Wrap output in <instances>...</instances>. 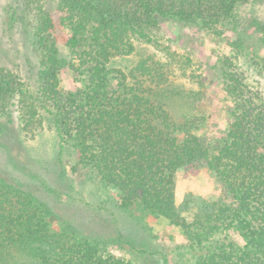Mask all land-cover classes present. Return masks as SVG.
<instances>
[{
    "label": "trees",
    "instance_id": "trees-1",
    "mask_svg": "<svg viewBox=\"0 0 264 264\" xmlns=\"http://www.w3.org/2000/svg\"><path fill=\"white\" fill-rule=\"evenodd\" d=\"M15 1L6 26L28 32L40 61L33 83L0 68V132L34 138L55 130L59 154L71 148L79 164L117 192L123 208H141L180 230L186 264H264V92L241 63L248 53L249 67L264 70L243 33L253 27L264 46V21L244 13L256 0H57L60 15L40 0ZM172 25L226 40L229 54H219L215 69L229 114L218 138L202 133L207 113L180 119L171 110L169 100L188 95L171 77L193 65L172 47ZM59 38L71 60L60 56ZM138 42L162 51L166 61L140 53L129 67L114 65L137 54ZM65 68L74 89L62 85ZM205 167L226 195L187 217L177 201L178 175ZM55 219L31 191L0 175V264L11 263L15 246L31 264H169L117 229L114 239L83 221L56 228ZM122 242L134 257L111 251Z\"/></svg>",
    "mask_w": 264,
    "mask_h": 264
},
{
    "label": "rangeland",
    "instance_id": "rangeland-1",
    "mask_svg": "<svg viewBox=\"0 0 264 264\" xmlns=\"http://www.w3.org/2000/svg\"><path fill=\"white\" fill-rule=\"evenodd\" d=\"M41 1L45 8L58 13L54 10L57 0H40V3ZM116 1L131 5L130 0ZM13 6H17L15 0H0V68L10 70L25 81L33 83L40 61L39 55L28 32L25 34L17 28L8 29L6 26ZM244 13H252L264 21V0L251 1ZM11 33H14L13 37ZM243 33L246 35L248 49L258 53L257 59L264 62V46L259 40L260 34L253 27H244ZM168 35L174 40L173 48L193 59V65L187 74L176 69L174 77H171L173 86L188 93L186 100H169L171 110L180 119L185 115L191 116L194 112L201 115L207 113L208 125L202 129V133L210 139L218 138L227 128L229 114L228 99L222 91L215 69L219 54H229V48H225L226 40L217 41L204 31L179 25H172L168 29ZM229 35L232 36V32ZM57 46L60 56L71 60L69 51L60 38ZM137 47V54L118 59L114 65L129 67L140 53L155 54L161 61L167 59L162 51L152 45L138 42ZM247 55L241 57V63L247 70L251 83H258L264 92V70L250 68V62L254 63V58L252 56L250 60ZM61 79L66 89L75 88L74 75L69 68L62 71ZM170 92L171 89L168 93ZM0 175L10 183H20L55 211L59 216L54 222L56 228L65 222L80 224L83 221L82 224L96 228L90 231H99L103 236L111 234L114 239L117 229L131 238L136 247L153 251V256L159 258L160 262L166 256L169 264H186L180 254L187 241L180 230L170 225L165 218L152 215L141 208H123L117 192L98 180L91 170L79 164L77 155L71 148L65 154H59L58 136L53 129L46 128L34 138L14 130L0 132ZM225 195L214 173L206 167L196 172L181 171L178 175L177 201L184 208L187 217H191L197 207ZM185 202H188L189 207ZM123 246V242L117 243L111 247V251L124 258L134 257V253ZM9 259L10 264H31L30 256L19 246L12 248ZM140 260L145 261L142 258Z\"/></svg>",
    "mask_w": 264,
    "mask_h": 264
}]
</instances>
